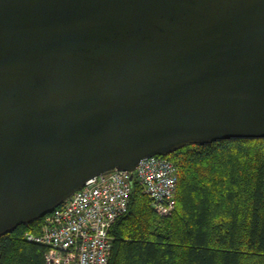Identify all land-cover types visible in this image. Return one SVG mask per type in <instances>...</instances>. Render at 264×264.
<instances>
[{"label":"water","instance_id":"obj_1","mask_svg":"<svg viewBox=\"0 0 264 264\" xmlns=\"http://www.w3.org/2000/svg\"><path fill=\"white\" fill-rule=\"evenodd\" d=\"M231 138H264V0H0V237Z\"/></svg>","mask_w":264,"mask_h":264},{"label":"trees","instance_id":"obj_2","mask_svg":"<svg viewBox=\"0 0 264 264\" xmlns=\"http://www.w3.org/2000/svg\"><path fill=\"white\" fill-rule=\"evenodd\" d=\"M178 167L176 206L156 211L135 179L127 212L111 228L109 264H264V138L187 145L167 155ZM45 216L0 237V264H47L26 239Z\"/></svg>","mask_w":264,"mask_h":264},{"label":"built area","instance_id":"obj_3","mask_svg":"<svg viewBox=\"0 0 264 264\" xmlns=\"http://www.w3.org/2000/svg\"><path fill=\"white\" fill-rule=\"evenodd\" d=\"M135 179L158 213H172L178 167L167 156L155 155L141 159L134 172L113 169L90 178L45 215L41 232L26 231V239L46 247L47 264H109L111 228L128 210Z\"/></svg>","mask_w":264,"mask_h":264}]
</instances>
